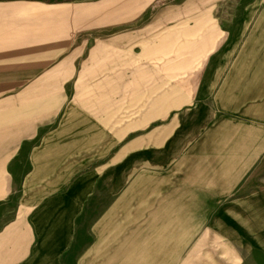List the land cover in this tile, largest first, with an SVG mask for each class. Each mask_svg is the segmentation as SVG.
I'll use <instances>...</instances> for the list:
<instances>
[{"label":"crops","instance_id":"0c3cea01","mask_svg":"<svg viewBox=\"0 0 264 264\" xmlns=\"http://www.w3.org/2000/svg\"><path fill=\"white\" fill-rule=\"evenodd\" d=\"M264 261V0H0V264Z\"/></svg>","mask_w":264,"mask_h":264},{"label":"rangeland","instance_id":"374dc122","mask_svg":"<svg viewBox=\"0 0 264 264\" xmlns=\"http://www.w3.org/2000/svg\"><path fill=\"white\" fill-rule=\"evenodd\" d=\"M245 264H264V261L260 259V257H256L254 255H250L247 262Z\"/></svg>","mask_w":264,"mask_h":264}]
</instances>
